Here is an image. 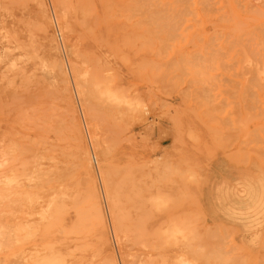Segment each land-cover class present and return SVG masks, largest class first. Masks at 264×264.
<instances>
[{"label": "rangeland", "instance_id": "obj_1", "mask_svg": "<svg viewBox=\"0 0 264 264\" xmlns=\"http://www.w3.org/2000/svg\"><path fill=\"white\" fill-rule=\"evenodd\" d=\"M262 141L264 0H0V264H264Z\"/></svg>", "mask_w": 264, "mask_h": 264}, {"label": "bare ground", "instance_id": "obj_2", "mask_svg": "<svg viewBox=\"0 0 264 264\" xmlns=\"http://www.w3.org/2000/svg\"><path fill=\"white\" fill-rule=\"evenodd\" d=\"M171 3V2H170ZM169 3V4H170ZM168 4V3H167ZM205 6V5H204ZM147 8H148V6H147ZM262 16V15H261ZM169 23V22H168ZM147 26V25H146ZM165 26V25H164ZM7 31V30H6ZM10 34V33H9ZM11 35V34H10ZM18 39V38H17ZM9 42V41H8ZM8 46V45H7ZM15 48V47H14ZM7 51V50H6ZM57 62H58V60H57ZM56 68V67H55ZM182 68V67H181ZM57 71V70H56ZM60 71V70H59ZM247 72V71H246ZM256 79V78H255ZM61 80H63V79H61ZM69 81V80H68ZM252 81V80H251ZM258 81V80H257ZM262 84V83H261ZM246 86H248L247 84H246ZM248 88H249V86H248ZM245 90V89H244ZM250 94V93H249ZM229 97V96H228ZM91 106V105H90ZM248 118V117H247ZM248 120H249V118H248ZM75 123V122H74ZM259 140V139H258ZM262 142H264V141H262ZM78 150V149H77ZM81 152V154H80V156H81V161H82V163H83V165L88 169L89 167V157L86 155V153H85V151L84 150H81L80 151ZM261 152V151H260ZM93 183V182H92ZM94 184V183H93ZM209 230V229H208ZM224 231V230H223ZM208 232V231H207ZM210 232V231H209ZM212 232V231H211ZM206 234V233H205ZM216 234V233H215ZM224 234V233H223ZM225 236V235H224ZM214 237H215V235H214ZM219 238V237H218ZM223 240V239H222ZM221 241V240H220ZM51 244V243H50ZM106 244V243H105ZM202 246V245H201ZM108 247H109V245H108ZM221 247H222V245H221ZM202 250V249H201ZM212 250V249H211ZM216 250V249H215ZM208 252V251H207ZM216 253V252H215ZM218 253V252H217ZM217 253H216V255H217ZM108 255V254H107ZM126 255V254H125ZM210 255V254H209ZM215 255V254H214ZM135 257H136V255H135ZM217 257V256H216ZM125 258V257H124ZM206 258H207V256H206ZM218 258V257H217ZM219 259V258H218ZM212 260H214V259H212ZM220 260H221V258H220ZM131 261V260H130ZM217 262V261H216ZM108 264H115L113 261H111V262H109L108 261ZM213 264V263H212ZM218 264V263H217ZM222 264V263H221Z\"/></svg>", "mask_w": 264, "mask_h": 264}]
</instances>
